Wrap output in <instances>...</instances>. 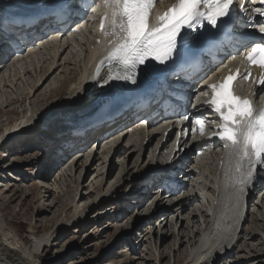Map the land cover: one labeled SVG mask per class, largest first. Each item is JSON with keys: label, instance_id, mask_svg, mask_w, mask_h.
<instances>
[{"label": "bare ground", "instance_id": "6f19581e", "mask_svg": "<svg viewBox=\"0 0 264 264\" xmlns=\"http://www.w3.org/2000/svg\"><path fill=\"white\" fill-rule=\"evenodd\" d=\"M4 1L11 3L13 6L21 3L20 8L29 6L31 9L42 11L44 8L50 7L52 0H0V3ZM167 2L171 3L172 0H164V4L158 6L163 8ZM100 9L98 8L97 13L94 14V16H98L95 24L92 19L77 33L61 39L55 38L45 41L41 47L36 48L24 57L9 58L4 56L6 52L3 47L6 42L0 40V74L2 73L0 75V87L1 89L5 88L4 93L9 88V84L16 87L15 94L12 92L11 95V91L8 95L4 94L5 102L0 104V108L4 103L6 104L5 112L6 108L13 109L12 105H19L22 108V103L26 100H32V102L36 100L38 105H40L39 102L41 103L39 107H33L34 109L31 108L30 110L24 108L23 105V110L17 118L0 121V125H3L0 131V149L3 147L9 148L14 143L20 144L22 138L34 140L38 143L42 141L40 142L42 144L47 138L49 141L55 139L57 141L56 145L54 144L49 151H51V154H55L56 151L54 152V150H62L63 154L61 156L59 152L57 153L58 159L62 160L72 150L66 147L68 144L69 147L73 148H75L74 144L76 142L83 143V146H86L93 138L94 141L102 138V142L105 140L103 138L104 133L111 131L113 134L115 130L125 125L126 131L122 133L121 139L127 138L126 142L124 144L117 143L118 139L114 143H107L101 148V154L108 152L104 159L109 157V152L114 148H116L117 155L124 154L128 150L130 154L138 151L139 155H142L145 149L143 144L146 139V146L151 147L149 150L151 157L149 156L148 162L147 160L143 161L139 167H137V160L136 166L134 165L135 169L133 168L134 170L131 173L128 172L127 176L117 177L115 180L110 181L104 189H101V177L96 182L97 192L93 203L98 199L101 201L109 199L111 202L120 203L124 202L127 196H133L136 199V204H139L149 194H154L152 205L155 201H162L167 196L166 198L168 201L170 199L171 204L168 209L171 211L170 222H172V228L169 229V222L166 221L167 216L165 215V219H159L161 222L158 224L157 234L160 231L163 236L173 234L175 239L173 238L171 244L165 247V252L167 250L169 258H173V264H264L263 253H259L263 244L262 241H264L261 238L264 237V166L258 167L255 181L244 186V191L240 192L241 185L235 182L239 176L235 172L237 161L235 157L228 154L227 149L221 146L213 150L201 148L200 137L193 136L189 147L190 150H194V148L203 150L199 158L185 168L184 164L187 162L184 160L185 152L179 156L176 162L173 160L168 165L167 154L169 153L170 142L161 143L160 149H158V143L160 142L159 129L163 125L174 128L173 121L165 119L154 122L150 120L142 127H133L136 124L133 118L134 108H130L124 115L114 120L100 117L104 112L102 109L97 108L100 105L99 103L102 99L111 98L109 94L113 92L112 89L121 88V86L109 88L111 82L105 83L108 69H103L97 74V64L107 54L109 48L107 40L110 38L103 35L99 29V15L104 11L103 8ZM42 30H46V28H42ZM32 55L33 57L34 55H38V57L44 55L46 56L44 60L49 59L50 61H46L47 65H45V61H41L39 58L38 61L36 59L31 61L29 56L32 57ZM8 61H11V64ZM69 68L75 69V72L67 73L66 71ZM35 69L36 73H34ZM61 69L70 75L61 74L59 76ZM219 71L214 74H218ZM25 75L28 77L26 78ZM51 75H54V78L52 76L51 81H48V84L38 91ZM63 78L66 81L68 79L74 80L71 83L67 82L68 86H65L62 84L64 80L61 79ZM17 82L26 83V88L22 90ZM62 85L65 88L64 92ZM241 87L253 94L254 87H249L246 82H243ZM255 87H257L258 94L253 95V97L258 99L263 94V90L261 86ZM55 88H59V93H56ZM202 89L203 86L200 87V90ZM29 94H31V98ZM56 94L61 96L56 97ZM91 111L93 112L89 113ZM95 117H97L94 120L96 123H92L95 126L86 129L84 123L92 121ZM73 118L77 119L78 124H69V121ZM211 118L209 116L208 120H211ZM187 127L188 123L182 125V128ZM177 129L178 125L175 124L173 130ZM122 130L117 132L118 134L116 133L117 138L121 135ZM171 133L172 131L168 133V137ZM135 136L138 137L136 139H140V142H137L136 139L133 140ZM176 139H178L180 146H184L188 137L182 134L179 138L175 136L174 140ZM154 141H156L154 146H151ZM73 170L72 165L70 169L68 168L69 174L67 171L62 172L58 180L60 181L65 175H70V178L73 179ZM125 170L127 169H123L122 165L120 172L123 173ZM181 173L183 175L180 178L181 181L178 182L177 175ZM190 174H193V179L190 181V188L186 189L181 182ZM123 180H127V185L132 186L131 189L126 190L128 191L126 196H124L125 189L116 190L114 188H119ZM3 184L4 182H1L0 186H3ZM137 184L140 185L136 188ZM150 187L153 190L152 193L148 191ZM113 188L115 190H112ZM139 188L140 192H138ZM46 189L51 190L49 187ZM146 189L147 193L143 191ZM135 195L138 196L135 197ZM138 197L141 198L138 199ZM253 199H255L254 202ZM250 205H252L251 208H249ZM77 207L80 208V204ZM84 212L85 207L82 206L81 211L75 213L74 217L67 221L71 223V228L74 227V224L79 223L81 220L79 218L82 214L84 215ZM185 219H187V226H184ZM159 220L157 219L156 222ZM258 222L261 223L262 228L259 227ZM257 228H260V230H257ZM13 229V225L0 213V264H39L38 251L41 247L52 244H49L50 236L46 238L34 236L36 239L28 246L24 238L19 236L17 231ZM149 229L147 235H151V228ZM167 229L170 233L167 232ZM147 240L145 238V241ZM149 240L146 243V245L149 244L147 248H149V251L151 250L155 264H159L164 258V252L161 250L162 241L158 243L152 237H149ZM157 244H159V247L156 246Z\"/></svg>", "mask_w": 264, "mask_h": 264}, {"label": "rangeland", "instance_id": "374dc122", "mask_svg": "<svg viewBox=\"0 0 264 264\" xmlns=\"http://www.w3.org/2000/svg\"><path fill=\"white\" fill-rule=\"evenodd\" d=\"M38 58L45 61L46 56H29L31 61L35 59L38 61ZM46 61L49 62L50 60ZM46 61L45 65H47ZM8 63L11 64V61H8ZM2 65L4 66V64ZM45 65L43 64V66ZM66 72H75V69L69 68ZM66 72L61 69L58 75L69 76L70 74ZM34 73H36V69ZM52 76L54 78V75L49 76L38 91L43 89L48 81H51ZM61 80L63 81L64 78ZM73 80H64L62 84L66 86L67 82L71 83ZM18 83L22 90L26 88V83L17 82V85ZM64 85H62L63 92L65 91ZM8 87L6 93H4L5 88L1 89L0 87V104L5 102L4 96L8 95L10 91L11 95L12 92L13 94L16 93L15 86L9 84ZM58 89H54L56 93H59L60 90ZM29 95L31 98V94ZM55 96L59 97L61 95L56 94ZM22 104V108L19 105H12L13 109L6 108L5 112L6 104L4 103L0 108V121L17 118L23 107L30 110L41 105L40 102V105H38L36 100L34 102L26 100ZM73 121L75 122L77 119L75 118ZM124 126L120 127V129H123L121 133L126 131ZM2 128L3 125H0V131ZM119 131V129L115 130L112 135L103 137L105 140L102 142V138L96 141L93 138L86 146H83V143L76 142L74 144L75 148H71V152L66 154L68 156L64 154L66 157L64 156L65 158L63 157L62 160L58 159L57 150H54L56 155L51 154V151H49L54 144L56 145L57 141L55 139L49 141L47 138L44 145H40L42 141L38 143L34 140L32 142L22 138L20 144L14 143V145H11L12 147L0 149V184L4 182L3 186H0V213L13 225V230H16L17 234L24 238L28 246L36 239L34 236L40 238L50 236L49 244H52L41 247L38 251L39 264H155L152 259L154 256H152L151 250L149 251V248H147L149 244L146 245L150 241L149 237H152L158 243L162 241L161 250L164 252H162L164 258L159 264H166L167 262L173 264V258H169L167 250L165 252V247L173 241V234L163 236L161 231L157 234L158 224L161 222L159 219H165V215L167 216L166 221L169 222V229L172 228V222H170L171 211L168 209L171 204L170 199L168 201L166 198L167 196L162 201H155L152 205L154 194H149L139 204H136V199L133 196H127L124 202L120 203L111 202L109 199L103 201L98 199L93 203L97 192L96 182L101 177V189H104L110 181L115 180L117 177H125L128 172L131 173L135 169L137 160V167H139L143 161L147 160L148 162V158L151 157L149 151L151 147L146 146L145 141L143 144L145 149L142 155H139L138 151L130 154L129 150L124 154L117 155L116 148H114L109 152V157L104 159L108 152L101 154V148L107 143H114L118 139L117 142L123 144L126 142L127 138L121 139L123 134L119 136L120 138H117L116 135ZM136 138L138 137L135 136L133 140ZM136 140L140 142V139ZM155 142L151 146H154ZM196 150H199V148L190 150L189 147L184 157V160L187 161L186 165L195 162L203 152V150L201 152ZM62 154V152H59L60 156ZM139 161L142 162L139 163ZM72 165L74 169L73 179L70 178V175H65L59 181L60 174L65 171L69 174L68 168L70 169ZM122 165L123 169H127L123 173L120 172ZM180 178H177L178 182L181 181ZM191 179H193V174L187 176L184 181L182 180L181 184L189 189ZM127 183V180H123L119 188H114L116 190L125 189L124 196H126L128 194L126 190L132 187ZM139 185L137 184L135 187L137 188ZM47 187L51 190L46 189ZM114 188L112 190H115ZM140 191L139 188L138 192ZM143 191L147 193V189ZM148 191L153 192L151 187ZM140 198L138 197V199ZM254 201L255 199H253ZM79 204L80 208L77 207ZM81 205L85 207L84 215L82 214L79 223L74 224V227L71 228V223L67 221L73 218L75 213L81 211ZM157 219L158 222H156ZM186 223L187 219L184 220V226ZM258 223L259 227L262 228L261 223ZM149 228H151V235H147ZM260 228H257V230H260ZM169 229H167V232ZM145 238L148 240L145 241ZM261 238L264 239L263 236ZM262 242L259 253H263L262 258H264V241ZM156 246L159 247V244Z\"/></svg>", "mask_w": 264, "mask_h": 264}, {"label": "snow or ice", "instance_id": "6c2138e0", "mask_svg": "<svg viewBox=\"0 0 264 264\" xmlns=\"http://www.w3.org/2000/svg\"><path fill=\"white\" fill-rule=\"evenodd\" d=\"M77 3L82 10L90 9L94 14L98 8L104 9L99 15V29L110 37L109 48L98 62L97 74L106 62L105 83L123 80L135 84L138 72L148 74L155 65L173 62L183 55L189 42L198 45L205 40H218L236 16V0H172L163 8L158 5L164 4V0H100L97 7H92L96 0ZM245 5L246 0H239L241 12ZM67 7L71 8V4L67 3ZM206 27L214 30L207 36L200 31ZM245 27L254 29V33L236 37L234 50L246 49L241 62L261 69L259 79L253 78L255 95V86L264 87V9H253ZM250 75V71L242 74L237 70L207 84L211 99L204 101L220 121L211 135L222 141L228 154L236 158L235 172L239 176L235 182L241 185L240 192L255 181L258 167L264 165V101L256 107L252 99L237 95L234 90V81L248 80ZM199 102L198 96L194 107ZM181 120L188 121L190 117L185 114ZM205 128V120L197 115L192 131L198 130L203 136Z\"/></svg>", "mask_w": 264, "mask_h": 264}]
</instances>
